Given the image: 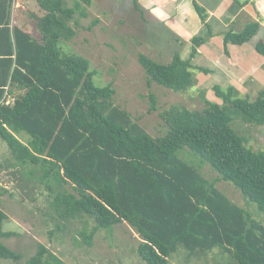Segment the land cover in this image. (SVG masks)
Segmentation results:
<instances>
[{
    "label": "trees",
    "instance_id": "16d2710c",
    "mask_svg": "<svg viewBox=\"0 0 264 264\" xmlns=\"http://www.w3.org/2000/svg\"><path fill=\"white\" fill-rule=\"evenodd\" d=\"M138 1L131 0L136 9ZM30 2L39 38L13 26L14 48L0 63V140L12 154L11 161L0 163V172L16 168L32 188L43 185L63 222L91 219L92 232L80 233L86 244L97 229L127 223L139 237L136 252L145 264H171L179 249L188 258L218 251L238 264H264V225L206 179L199 161L190 164L178 156L188 148L264 214V151L251 149L234 127L237 117L264 127V88L251 98L234 86L214 84L219 101L202 96L200 110L173 105L160 111L167 129L152 136L114 102L112 83L94 84L89 59L64 48L87 17L86 8L77 0H24L28 8ZM12 6L13 0H0V30L7 39ZM193 7L206 34L191 38L186 58L176 52L159 63L138 54L148 84L184 93L198 86L195 71L207 73L192 61L214 33L205 8L196 0ZM260 29L250 20L238 32H224L225 50L250 42ZM254 49L264 57V41ZM5 94L14 97L11 105L1 102ZM149 101L155 111L151 93ZM7 219L0 209V259L17 262L21 255L1 242L16 235L4 231ZM26 264L65 263L37 243Z\"/></svg>",
    "mask_w": 264,
    "mask_h": 264
},
{
    "label": "rangeland",
    "instance_id": "374dc122",
    "mask_svg": "<svg viewBox=\"0 0 264 264\" xmlns=\"http://www.w3.org/2000/svg\"><path fill=\"white\" fill-rule=\"evenodd\" d=\"M149 1L140 0L138 1L139 9L134 7L132 9L131 2L123 0L118 6L119 10L116 11L114 18L109 20V23L96 27L93 25L91 29L87 27L93 19H80L79 27L75 28L76 36L66 43L64 48L89 59L90 68L95 71L94 84L105 86L107 83H112L115 89L114 102L127 110L150 135L157 136L167 129L159 117L160 111L173 105H182L190 110H200L204 107L201 101L202 96L212 101H219L212 93V86L217 84L214 83L215 81H222L224 75L239 76L240 79L236 82L241 86L240 82L244 81L250 69L246 67L244 70L234 73L225 58L218 59L216 65L220 67L222 76L215 75L214 81L204 82L208 79L209 71L206 68L208 66L204 67L194 63L196 54L192 64L207 71V73H202V71L198 75L195 71L197 83L199 80L204 82L199 83L198 88L195 86L184 93H174L155 83L148 84L147 75L138 63V54H144L159 63H167L176 52L185 54L186 58L189 53L186 49L191 46V39L189 44L185 45L182 42L178 44L175 40L176 32L174 30H167L162 23L154 24L144 18L142 9L148 5ZM245 1L248 3L250 0H209L208 8L211 5L216 6L218 3H223V6L227 5L228 11L231 12L240 9L241 4ZM143 2H145V6ZM159 2L167 7L162 13L171 14L174 2L153 0L151 4L159 5ZM254 2L255 0L251 1L252 4ZM69 3L71 4L72 0H69ZM28 5L31 7L33 3L30 2ZM252 6L257 7L254 4ZM203 7L205 8V6ZM262 11L264 12V8ZM249 19L251 17L241 13L231 24L235 30L232 26H229V29L221 27L218 25L219 23L217 26L213 19V23L210 24L213 25L214 33L219 35L214 34L210 37L204 47L211 49L215 56H227V53L230 56H235V59L241 62L235 64L244 68L247 62H251L254 58L251 55V49L259 40L264 41V34L258 33L243 46L230 47L226 50L222 42V34L227 29H233L235 32L240 31L241 27L245 25L244 23L250 21ZM236 20H238V24H235ZM201 34L205 35L206 31L204 30ZM200 51L203 52L202 49ZM253 51L255 52L254 49ZM256 54L257 59L259 56ZM202 64L204 63L202 62ZM255 67L256 72L252 75L254 83H251L252 85L242 84L247 90L244 92L245 90L242 89L243 96L249 95L251 98H255L258 91L264 88V57L258 60ZM201 91H205V93ZM150 93L156 98L155 111L150 109ZM234 127L241 135L248 138L247 145L251 149L264 151V127L247 125L239 117L235 118ZM19 138L28 137L21 134ZM178 156L190 164H196L199 161L200 172L206 179L214 182L216 187L232 202L247 208L264 225V214L256 211V205L244 199L231 183L220 180L218 174L212 171L207 164H199V156L188 148L180 150ZM11 160L10 150L6 143L0 140V163L4 164ZM32 183L30 180L23 179L17 173L16 168L0 172V209L8 217L3 224V229L16 233L11 238L1 239V242L21 255V259L17 262L0 259V264H26V261L35 254L37 243L46 246L65 264H145L136 252L139 237L127 223L97 229L92 235L90 244H86L80 233L89 235L95 227L94 222L86 217H77L69 222L58 219L51 208V197L46 189L39 184L32 188ZM172 256L171 264H238L229 253H218V251H214L212 254L207 253V256L200 258L194 256L188 258L187 253L179 249Z\"/></svg>",
    "mask_w": 264,
    "mask_h": 264
},
{
    "label": "crops",
    "instance_id": "0c3cea01",
    "mask_svg": "<svg viewBox=\"0 0 264 264\" xmlns=\"http://www.w3.org/2000/svg\"><path fill=\"white\" fill-rule=\"evenodd\" d=\"M77 1L80 2L82 6L86 8L87 17L84 19L90 18L93 20H98V22L94 25L95 27L100 24L109 23L110 22L109 20L114 18L116 11L119 10L118 6L120 5V3L123 2V0H77ZM126 1L131 2V0H126ZM251 1L253 0L249 1L250 4L249 2L247 3L245 1L243 4H241L240 9L232 10L231 12H229L228 11L229 7L227 5H225L224 7L223 3H218L216 4V6L211 5L208 8L210 4L209 0H196V2L200 6L202 7L205 6V10L207 11V14H208L206 22L213 23V19H214L215 25L219 23L218 25H220L221 27H225V28L228 27L229 29V26H232L231 24L233 23V20L236 19L241 13H245L249 17H251V19L249 20L258 21L260 23L261 29L258 33L264 34V12L262 11L264 8V0H255L253 4L257 6L256 8L252 6L253 4L251 3ZM152 2L153 0H150L149 1L150 4L148 3V5L142 9L144 11L143 13V15L145 16L144 18L149 19L154 24L162 23L163 25H165L164 27L167 30H174L176 32L174 34L175 40L178 44H180L181 42L184 43L185 45L187 43L189 44V41L192 37L201 34L205 30V27L200 22V19L194 10L193 0H171V2H174V5L172 6L171 4L172 9H171V14L169 15H165L162 13V11L166 10L167 7L163 6L160 2H159V5H156V4L153 5L151 4ZM143 4L145 6V2H143ZM131 8L134 9L133 6H131ZM34 13H35V10H34L33 5L30 8H28L27 5L24 3V0H13V6L11 9V18H10V24H9L10 30H9L8 39L6 37L5 31L0 30V63L2 59L8 56L10 48L11 49L14 48V42H13L12 30H11L13 26H17L18 28H21L24 32L32 35L33 37L39 38V34L37 31V26H36L37 21L34 19ZM1 18H2V15L0 14V19ZM161 19L163 20L161 21ZM235 24H238V20H236ZM243 27L244 25L241 27V29ZM211 28H213V25L211 26ZM228 29L226 31H228ZM212 31L214 33L213 29ZM214 34H218V33H214ZM204 46L200 47V49H202L203 52H201L199 48H198L199 50L197 49V52H198L197 57L194 60V63L198 65H201L204 67L208 66L206 67L209 71L208 79L205 80L204 82L213 80L215 75L222 76L221 71H220L221 69L218 65H216V62L218 59L225 58L227 60V63L232 67L234 73H236V71L238 70L242 71L246 67L250 69V72L247 73V75L244 78V81L240 82L241 86L237 84L238 80L240 79L239 76L237 77V76L224 75L222 81L219 80V81H215L214 83H217L221 87H227L228 85L234 86L241 94L246 92L247 90L242 86V84L252 85L251 83H254L252 81L253 79L252 75L256 72V67H255L256 63L263 56H260L258 54L260 58L258 57L256 59L255 54L257 52L253 51L254 48L251 49L252 50L251 55L254 58L251 60V62L248 61L246 66L243 68L242 66L235 64V63H241L239 62V60L235 59V56H229V57L221 56V55L215 56L211 52V49L209 48L206 49ZM190 48L188 46L186 51L189 52ZM187 53H186V56H187ZM184 55L185 54L183 55L181 54V56L185 58ZM202 62L204 64H202ZM252 65L253 67L251 68ZM0 71H1V66H0ZM1 80H2V76L0 75V82ZM246 80H248V82H246ZM204 82H201L199 80V83H204ZM199 83H198V86H199ZM242 89H244L245 91L242 92ZM4 97L5 98L10 97L14 101V97L12 95L5 94Z\"/></svg>",
    "mask_w": 264,
    "mask_h": 264
},
{
    "label": "built area",
    "instance_id": "2783aa9c",
    "mask_svg": "<svg viewBox=\"0 0 264 264\" xmlns=\"http://www.w3.org/2000/svg\"><path fill=\"white\" fill-rule=\"evenodd\" d=\"M2 103L5 105H11L13 100L10 97H7Z\"/></svg>",
    "mask_w": 264,
    "mask_h": 264
}]
</instances>
